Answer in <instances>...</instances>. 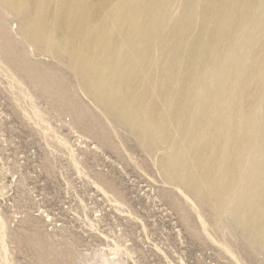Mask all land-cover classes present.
<instances>
[{
    "label": "rangeland",
    "instance_id": "rangeland-1",
    "mask_svg": "<svg viewBox=\"0 0 264 264\" xmlns=\"http://www.w3.org/2000/svg\"><path fill=\"white\" fill-rule=\"evenodd\" d=\"M10 1L18 0H0V234L6 246L0 264L5 257L9 264H264V248L251 230L215 194L202 191L207 180L210 185L203 188L216 187L211 178L216 179L220 152L183 141L164 110L160 113L170 128L165 142H147L125 118L105 111L77 68L92 57L90 34L103 20L106 44L120 48L117 71H132L123 103L154 98L155 68L165 72L164 82L173 84L167 94L173 93L170 77L177 73L176 105L182 112L176 120L186 121V84L199 67L197 59L202 55L213 66L209 52L224 54L236 45L237 30L250 23L237 20L243 18L240 13L262 16L264 0H218L215 9H210L212 0H19L18 10ZM42 1L52 44L34 46L24 42L21 21L26 13L37 16ZM135 5L145 6V15H131ZM166 10L170 22L157 32L154 28L147 45L154 43L155 49L144 51L147 45L139 41L147 42L145 33ZM233 13L234 21L223 25ZM53 43L57 50L49 49ZM251 87L261 91L264 85ZM201 99L200 112L191 119L194 129L198 119L208 121L210 104ZM108 100L105 96L102 103ZM170 143L186 152L183 158L191 165H184L185 171H202L195 181L170 168ZM227 167L238 168V158L233 156Z\"/></svg>",
    "mask_w": 264,
    "mask_h": 264
},
{
    "label": "bare ground",
    "instance_id": "bare-ground-1",
    "mask_svg": "<svg viewBox=\"0 0 264 264\" xmlns=\"http://www.w3.org/2000/svg\"><path fill=\"white\" fill-rule=\"evenodd\" d=\"M55 2L58 3L57 0ZM217 2L218 0H212L210 9H215L217 7ZM11 3L17 10L21 9L22 7L19 0L12 1ZM37 7V11H40V13L38 12L39 14L37 16L34 17L33 15H27L28 13L25 11V20L23 22L21 21L20 29L27 39L24 42L34 46L51 45L52 40L50 38L47 39V33L45 30L46 26H44V2L42 1L41 4H37L36 8ZM55 7L56 6H54V8ZM107 7H109L108 3ZM131 8H133L129 10L131 15L133 13L135 16H141L142 14L145 15V6L135 5L131 6ZM33 10L35 11V9ZM71 10H73V8ZM97 13L99 12L97 11ZM242 15L243 18L239 17L237 20L242 19L245 20L246 23H250L237 30L236 35L238 36V41L236 42V45H231L229 49L224 52V54L219 52L217 49L210 51L209 54L212 55L214 61L213 66H210L205 61L206 57L204 60L202 55L201 58L197 59V65H199V67L198 69L192 71V78H190V81H188L186 84L188 93H186L184 97H186L185 103L188 104L186 109L189 110L188 119L186 121L176 120L177 115L182 112L176 105V99L178 100L179 98L176 96V93L181 89V80L178 78L177 73L172 74L170 77L172 80L175 79L174 90L173 93H169L170 95L167 94V86L170 87V85L173 86V84L164 82V76H166L165 72L155 68L152 71V74L154 75H152V78H155L154 85H156L154 88V98H149L148 101H138L133 102V104L129 103L128 105L123 103L124 97L121 95V93L125 89L124 86L127 84L125 81L128 79V75H130L132 71L129 69L123 72L120 70L117 71L120 66L119 60L121 59L120 48L117 45L106 44L104 39L105 36H103V30L105 27V22L103 20L95 30V34H90L89 39L92 38L94 45V49H92L94 51L92 57L89 58V62L86 66H77V68L83 76L88 90L97 100V102H100L104 105L105 111L107 113L109 112V114L114 113L125 118L134 128L139 131L143 137L146 138L147 142H155V144H157L156 141L165 142L164 137L167 130L178 125L180 131L183 134L182 136H184L183 141L186 139L187 142L189 141L192 145H198L199 143H202L203 145L206 144V146L209 148H215L218 152H220L222 157L219 164L220 167L218 168L217 175L215 176L216 179L211 178V184L216 185V187L210 186L209 190L207 188H203L204 185H210V182L207 180L208 183H204V185L202 184V191H210L212 195L215 194L214 196L219 198V204H221L222 207L230 210V212L237 216L239 220L241 219L244 226L251 230V233L257 238L260 246L264 248V96H262L264 88L259 91V88L254 89L251 87L252 85L256 87L264 85V13L262 16L258 17H247L245 13L241 12L240 16ZM71 17L73 16H70V18ZM234 17V13L227 14L225 16L226 19L223 21V25H230L234 21ZM171 18L172 17L168 14V10L160 11L159 18H156L153 21L154 27L145 33L146 36L143 38V40H147V42L140 40L139 44L146 46L149 41V36L154 28L155 32H157L159 28L161 30L162 26L168 24ZM194 19L195 18L193 17L191 21L193 22ZM191 21L189 20V22ZM186 26L189 25L187 24ZM11 28L13 27H10L9 30H11ZM20 41L22 42V40ZM53 42L55 41L53 40ZM54 45H56V43H53V46H51L49 49L57 50ZM46 48L47 47H45V50ZM143 49L144 51L151 52V50L155 49V44L151 43L149 46L147 45V50L146 48ZM116 54L119 56H116ZM167 60H169V57ZM16 65L18 64L16 63ZM39 73L42 75L41 72ZM94 75H97L99 80L93 79ZM41 89L47 90V87L43 86ZM145 89L146 87H143L141 91L144 93ZM170 91L172 92V89ZM105 96L109 98L108 103L106 102L107 104H105V102L102 103ZM200 96L204 104H210L205 109L208 111L206 113L208 115V121L205 124L202 123L200 119H198V124L194 129L191 125V119L193 120V114L198 116V112H200V108H198L197 105ZM246 98L251 103L247 102L245 100ZM134 100L136 101V99ZM192 100H194V102ZM163 110L168 117L170 128L168 127L166 119H163V115L160 113ZM121 117H119V119H121ZM80 119L81 118H79V120ZM81 122L84 126L83 121ZM166 141H168L167 138ZM167 145L169 148L172 147L170 148L172 150L170 158L168 157V164L172 171L176 174L178 173V175H180L183 180L185 179L186 174V179L190 178L191 181H195V176H199L202 171L197 169L194 172H190L188 170L185 171L186 168H183L184 165L185 167L188 165L189 159L187 162L184 160L183 156L187 155L186 152L183 151L184 149L182 150L178 148L177 145L174 147L171 143L170 145ZM164 152L166 153V151ZM200 153L203 152L200 151ZM233 156L238 158L239 167L236 168L237 170H230L227 167L228 162ZM207 161L208 159H205V162ZM243 161H245L244 164ZM162 165L165 164H161V166ZM189 165H191V163ZM192 170H195V168H192ZM235 171L238 172V176L235 175ZM233 177L234 180L232 179ZM227 181H232V185L227 187ZM181 183L183 184V182ZM193 185L197 187V183H193ZM199 201L202 202L201 200ZM259 248L257 249L259 250ZM0 251L6 252L4 237L1 234ZM100 256L103 261H108V258L104 253H101ZM3 259V264H9L10 261H7L8 259L6 257Z\"/></svg>",
    "mask_w": 264,
    "mask_h": 264
}]
</instances>
